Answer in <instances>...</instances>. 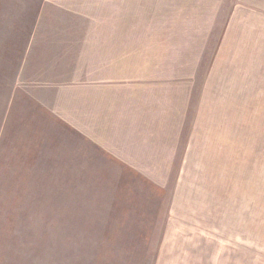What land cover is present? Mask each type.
Here are the masks:
<instances>
[{
	"label": "rangeland",
	"instance_id": "374dc122",
	"mask_svg": "<svg viewBox=\"0 0 264 264\" xmlns=\"http://www.w3.org/2000/svg\"><path fill=\"white\" fill-rule=\"evenodd\" d=\"M263 26L264 0H0V264H264Z\"/></svg>",
	"mask_w": 264,
	"mask_h": 264
},
{
	"label": "crops",
	"instance_id": "0c3cea01",
	"mask_svg": "<svg viewBox=\"0 0 264 264\" xmlns=\"http://www.w3.org/2000/svg\"><path fill=\"white\" fill-rule=\"evenodd\" d=\"M263 28H264V26H263ZM36 81H37V79L34 80V78L28 79V82L37 88ZM59 87H61V86H59ZM63 92H64V89H63ZM63 92L61 94H64ZM17 97H19L21 102H22L24 99H27L29 97L31 99H33L35 97V94L33 92L30 94L19 93V94H17ZM65 97L66 96L64 95L63 98H65ZM32 113L37 114V116H40V118L38 117L39 120L44 119L43 116L45 113L50 115V117H51V123H50L51 131L48 133V135L45 138L47 145H50V147L58 148V143H57L56 139H58L59 134L63 135L64 137H66L69 140V146L71 145L72 141L74 139H76V137H77L78 139L81 140L79 142V144L77 143V146L80 149L79 152L87 155V158L85 160L88 162L87 168H90L93 165L92 157L94 159L95 156L96 157H100L103 155L106 156L107 159H104L102 157L104 159L103 162H104L105 166L104 165L103 166L105 169L103 171L97 170L98 173L101 172L100 174L95 173L94 171H92V169H89V170L87 169V171H89V172L91 171L93 173V174H89L90 177H102V178L103 177H117V178L134 177L132 174L128 173V171H127L128 169L126 168L124 163L122 161H120V159L118 157L115 158L109 152H107L105 139L102 141V144H101V143H99V140H97V141L95 140L96 138H94L93 135L91 136V135H88L86 133L81 134L80 131L74 132L73 129L71 127H68V124L65 122L66 121L65 116L53 115V114H55V112L53 110H50V112H49L44 108L35 107L33 109ZM75 131H76V128H75ZM89 136H91V137H89ZM171 138H173V137H171ZM52 140H54V141L52 142ZM179 142H181L183 145V148L181 150L178 149V151H177L178 163H181L183 160L188 161L189 141H188V137L186 136V134H185L184 138L181 135ZM40 146H41V144H40ZM58 151L59 150H52L53 153L58 152ZM105 162L108 163L110 165V167H108ZM108 168H111V170H109ZM116 171H120L123 174L122 173H120V174L110 173V172H116ZM108 172H109V174H108ZM50 176H57V174L50 175ZM152 207H153V209H155L156 205L153 204Z\"/></svg>",
	"mask_w": 264,
	"mask_h": 264
}]
</instances>
